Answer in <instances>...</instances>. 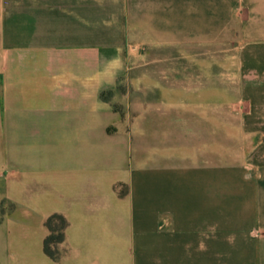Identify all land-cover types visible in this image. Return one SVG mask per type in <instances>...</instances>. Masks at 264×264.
Listing matches in <instances>:
<instances>
[{
  "label": "crops",
  "instance_id": "obj_1",
  "mask_svg": "<svg viewBox=\"0 0 264 264\" xmlns=\"http://www.w3.org/2000/svg\"><path fill=\"white\" fill-rule=\"evenodd\" d=\"M246 9L264 0H0V264H264L261 182L210 179L264 83L236 42L262 35L210 33Z\"/></svg>",
  "mask_w": 264,
  "mask_h": 264
},
{
  "label": "rangeland",
  "instance_id": "obj_2",
  "mask_svg": "<svg viewBox=\"0 0 264 264\" xmlns=\"http://www.w3.org/2000/svg\"><path fill=\"white\" fill-rule=\"evenodd\" d=\"M215 21L219 22L220 20ZM215 21H213V23H210V33L213 32L214 28L215 30L220 29L219 33H221V35H231V40L234 39L235 34L238 35L239 33L243 34L241 35V37L243 38V40L245 39L247 41H253L255 37L257 39L261 38L260 35L264 37L263 9L232 11L231 17L229 19L221 21L222 23L219 25L221 26L220 28L218 27V23H215ZM236 42L239 46L246 44L244 46L247 49L246 53H251L254 51L251 45L258 47L255 48V51L257 50L258 55L262 56L258 58H252L249 55L246 58L247 64L249 62L253 63L259 61L261 63H264V40L256 42L258 45L249 42ZM234 45H236L235 41ZM232 48L234 47L232 46ZM248 76L253 77L255 76V74H249ZM215 77L217 79L216 81L218 82H222L224 80H230V82H234L237 79L236 73L234 71L230 72L229 75H227L226 73H216ZM246 80L250 83L254 82L251 78H246ZM248 87H252L248 88L245 91L247 93L248 99L243 100L239 106L241 112L246 118V121L244 122V130L246 131V136L243 139H235L236 141H241V143L238 147L234 146L236 144L232 143L229 153H226L227 150L225 147L224 154H222V152L216 153L215 161L219 160L217 159L219 157L221 158V160L222 158H225V164H227L231 169H229L228 167L224 168L222 165L216 167L215 169H210V179L216 181H222L225 178L245 179V187L248 189V192H251L252 190L253 192L255 191L254 188L256 186L254 182L258 181V183L261 182V185L259 186V188H261L262 190L261 192H264V83H262L261 79L259 78L257 83L252 84ZM214 140L216 142L215 149H218L219 146H222L219 143V140L221 139ZM219 149H223V147H219ZM210 193H216L215 187L213 185H210Z\"/></svg>",
  "mask_w": 264,
  "mask_h": 264
},
{
  "label": "trees",
  "instance_id": "obj_3",
  "mask_svg": "<svg viewBox=\"0 0 264 264\" xmlns=\"http://www.w3.org/2000/svg\"><path fill=\"white\" fill-rule=\"evenodd\" d=\"M44 226L48 234L43 240V253L53 261H58L63 251L61 246L65 242L67 222L63 216L53 214L45 220Z\"/></svg>",
  "mask_w": 264,
  "mask_h": 264
}]
</instances>
